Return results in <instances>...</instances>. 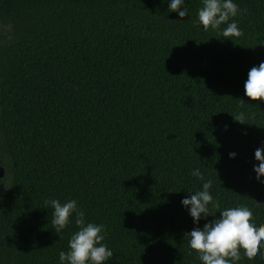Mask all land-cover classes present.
<instances>
[{
    "label": "trees",
    "instance_id": "trees-1",
    "mask_svg": "<svg viewBox=\"0 0 264 264\" xmlns=\"http://www.w3.org/2000/svg\"><path fill=\"white\" fill-rule=\"evenodd\" d=\"M235 3L234 42L194 23L201 0L183 19L161 0H0V264H59L77 228L60 239L51 198L104 226L107 264H201L180 203L196 167L216 217L244 204L264 223V101L244 96L264 61V0Z\"/></svg>",
    "mask_w": 264,
    "mask_h": 264
},
{
    "label": "clouds",
    "instance_id": "clouds-1",
    "mask_svg": "<svg viewBox=\"0 0 264 264\" xmlns=\"http://www.w3.org/2000/svg\"><path fill=\"white\" fill-rule=\"evenodd\" d=\"M165 2L168 11L176 12L180 19L188 15L184 0H161V3ZM241 11L235 0H201L194 23L201 26L204 32L217 31L219 37L235 42L241 32L236 20L231 18ZM244 96L251 101H264V61L248 71ZM234 119L245 122L243 113L235 115ZM236 155L230 152L229 158L235 159ZM254 158L258 162L253 165L256 179L264 182V148L258 146ZM189 174L200 181L201 186L197 190L186 189L188 195L180 201L193 224L197 225L184 233V239L201 264H239L242 256L264 257V223H257L252 210L244 204L224 208L218 211L220 215L216 217V212L210 210L219 208L212 195L213 181L205 179L199 167L190 169ZM45 204L52 209L50 222L60 239L68 225L74 223L77 228L68 239V250L59 252V264H107L112 259L114 251L104 243V226L86 221L85 212L78 206L76 199L61 202L51 198ZM209 216L214 218L208 220ZM202 219L207 222L200 227L198 225Z\"/></svg>",
    "mask_w": 264,
    "mask_h": 264
},
{
    "label": "water",
    "instance_id": "water-1",
    "mask_svg": "<svg viewBox=\"0 0 264 264\" xmlns=\"http://www.w3.org/2000/svg\"><path fill=\"white\" fill-rule=\"evenodd\" d=\"M3 172H4V169L1 167V168H0V175H2Z\"/></svg>",
    "mask_w": 264,
    "mask_h": 264
},
{
    "label": "flooded vegetation",
    "instance_id": "flooded-vegetation-1",
    "mask_svg": "<svg viewBox=\"0 0 264 264\" xmlns=\"http://www.w3.org/2000/svg\"><path fill=\"white\" fill-rule=\"evenodd\" d=\"M3 168L4 169V167L2 166V165H0V168ZM4 172H5V170H4ZM4 172H3V174L2 175H0V177H3V175H4Z\"/></svg>",
    "mask_w": 264,
    "mask_h": 264
}]
</instances>
